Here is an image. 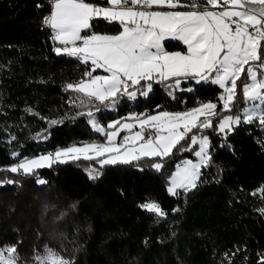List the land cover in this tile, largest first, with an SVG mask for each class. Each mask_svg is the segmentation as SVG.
<instances>
[{"label":"trees","instance_id":"obj_1","mask_svg":"<svg viewBox=\"0 0 264 264\" xmlns=\"http://www.w3.org/2000/svg\"><path fill=\"white\" fill-rule=\"evenodd\" d=\"M50 12L48 0H0V167L20 158L13 153L36 157L105 140L86 115H79L88 109L70 103L76 94L65 85L83 78L89 66L56 55L51 29L42 23ZM95 23L98 33L121 30L118 23ZM164 45L169 52L187 51L178 41ZM182 87L193 91H176L173 99L163 84H154L148 96L119 97L114 108L98 105L95 118L105 127L132 115L185 111L201 102L221 109L217 85L192 81ZM51 120L62 122L53 126ZM205 134L213 162L201 169L203 182L179 196L168 193L169 179L178 164L195 160L198 146L166 158L159 172L147 166L151 161L143 170L106 165L90 180L86 170L99 168L96 161H69L37 170L44 185L34 176L0 172V180L19 181L0 185V246L18 244L21 264H32L34 250L42 253L45 245L74 257L75 264H258L264 253L259 211L264 208V129L241 125L226 140L212 129ZM12 135L17 140L8 143ZM149 201L159 203L166 217L140 207Z\"/></svg>","mask_w":264,"mask_h":264},{"label":"snow or ice","instance_id":"obj_2","mask_svg":"<svg viewBox=\"0 0 264 264\" xmlns=\"http://www.w3.org/2000/svg\"><path fill=\"white\" fill-rule=\"evenodd\" d=\"M49 4L51 12L42 23L59 45L54 52L89 66L83 78L65 85V91L76 94L70 103L88 109L79 115H86L106 142L73 145L37 157L13 153L20 158L0 167V172L34 176L40 185L47 181L37 170L69 161H96L99 168L87 169L90 180L98 179L106 165H133L143 170L151 161L147 166L159 172L165 168L166 158L193 151L198 145L194 152L198 162L186 159L171 175L167 191L179 196L178 189L184 194L196 189L198 182H203L201 169L213 162V145L206 129L225 140L241 125L259 124L264 129V0H49ZM101 19L118 23L121 30L116 34L96 32L95 22ZM165 40L180 41L187 51L169 52ZM98 69L107 75H93ZM192 81L217 85L222 90L218 97L222 108L218 111L217 103L201 102L185 111L132 115L127 118L131 122L116 120L107 129L95 118L98 105L114 108L119 97L134 100L138 92L148 96L154 84H163L169 96L178 99L176 91H193L182 87ZM25 111L37 115L31 108ZM61 122L49 123L55 126ZM121 132L127 134L118 141ZM15 140L12 135L8 143ZM14 183L19 181L0 180V185ZM140 207L157 217L167 215L155 201ZM259 211L264 215V208ZM17 249L18 244L0 246V264H21ZM32 264H75V259L45 245L42 253L34 250ZM258 264H264V253L259 254Z\"/></svg>","mask_w":264,"mask_h":264},{"label":"rangeland","instance_id":"obj_3","mask_svg":"<svg viewBox=\"0 0 264 264\" xmlns=\"http://www.w3.org/2000/svg\"><path fill=\"white\" fill-rule=\"evenodd\" d=\"M199 106V105H198ZM197 107V106H196ZM244 106H242L241 108H243ZM221 108H222V104H221ZM236 110L234 109V112H235ZM154 114H157V112H155V113H152V114H149V115H154ZM223 115H228V114H230V113H222ZM114 121H116V120H114ZM114 121H111V122H109V123H112V122H114ZM122 122H131V121H128L127 119H125V120H121ZM215 118H214V120H213V123L215 124ZM108 123V124H109ZM107 124V125H108ZM107 125L105 126V128L107 129ZM102 127H104V126H102ZM135 130V129H134ZM96 132V131H95ZM98 133V132H97ZM98 134H100L103 138H105V136L104 135H102L101 133H98ZM127 133L126 132H121L120 133V137H118L117 139H118V141H119V139L120 138H122L124 135H126ZM222 136V135H221ZM223 137V136H222ZM224 138V137H223ZM103 142H106V140H104ZM103 142H101V143H103ZM198 146V145H197ZM197 150H198V148H197ZM37 157V156H36ZM194 157H195V160H192L194 163L195 162H198V159H197V157L194 155ZM180 164H182V162L180 163ZM99 165V164H98ZM175 170H176V167H175ZM175 170H174V172H175ZM173 172V173H174ZM86 174H87V176H88V172H87V170H86ZM169 181H170V179H169ZM170 186V184H168V187ZM168 187H167V189H168ZM178 191H180V189H178Z\"/></svg>","mask_w":264,"mask_h":264},{"label":"crops","instance_id":"obj_4","mask_svg":"<svg viewBox=\"0 0 264 264\" xmlns=\"http://www.w3.org/2000/svg\"><path fill=\"white\" fill-rule=\"evenodd\" d=\"M89 1H91V2H94V3H100L101 2V0H89ZM105 2H106V0H105ZM167 41H174V40H165L164 42H167ZM178 42H180V41H178ZM180 43H182V42H180ZM55 44V43H54ZM183 44V43H182ZM56 46H59V45H57V44H55ZM185 46V45H184ZM186 47V46H185ZM187 50V49H186ZM97 71H100V74H98V75H107V73H104L103 72V70L102 69H98ZM219 88V87H218Z\"/></svg>","mask_w":264,"mask_h":264},{"label":"built area","instance_id":"obj_5","mask_svg":"<svg viewBox=\"0 0 264 264\" xmlns=\"http://www.w3.org/2000/svg\"><path fill=\"white\" fill-rule=\"evenodd\" d=\"M48 2H49V0H48ZM87 2H91V1L87 0ZM92 3H94V2H92Z\"/></svg>","mask_w":264,"mask_h":264}]
</instances>
